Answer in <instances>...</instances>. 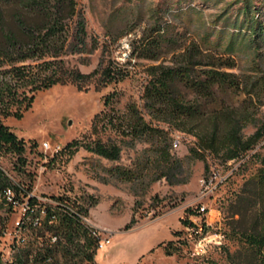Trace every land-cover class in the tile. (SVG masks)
<instances>
[{"label": "trees", "instance_id": "16d2710c", "mask_svg": "<svg viewBox=\"0 0 264 264\" xmlns=\"http://www.w3.org/2000/svg\"><path fill=\"white\" fill-rule=\"evenodd\" d=\"M241 1L239 10L247 29L242 34L232 33L225 50L235 53L249 49L258 56L264 47L261 9L254 0ZM173 4L166 1L156 12H170ZM119 19L117 16L116 21ZM106 28L110 30L109 26ZM162 31L151 34L133 56L161 60L170 52L166 49L175 44ZM221 39L220 33L215 46H222ZM101 48L99 39L90 36L81 0H0V160L4 155L15 154L19 165L25 166L26 142L4 120L21 117L39 92L58 84H75L85 89L97 75L101 87L126 78L116 68L104 66V60L89 75L69 60L77 57L79 64L88 66L91 56ZM178 58L181 60L173 65L148 68L139 98L130 100L124 111L116 108L122 93L105 95V110L94 117L88 141L75 140L55 155L67 153L72 157L83 148L112 163L95 168L94 178L99 183L130 184L135 196L146 195L161 181L169 186L190 183L200 162L207 177L211 163L226 166L232 160L246 158L264 141V114H260L264 102L258 106L253 101L254 96H259L258 87L235 73L222 71L223 67H235V62L209 55L196 44ZM236 94L247 97L241 104L226 103L222 97ZM248 127L254 130L250 135L245 134ZM182 136L192 140L184 157L174 148L177 140L181 144ZM124 152L135 153L128 164H120ZM252 157L259 159L260 167L229 207L230 228L240 247L227 253L226 262L187 264H264V152ZM30 191L13 181L0 166V206L27 208L22 210L19 226L28 235L16 240L17 252L10 264H98L100 238L88 224L90 210L98 201L61 194L43 203ZM135 224L133 217L126 230ZM184 234L176 233L179 241L162 242L158 247L166 256L179 254Z\"/></svg>", "mask_w": 264, "mask_h": 264}, {"label": "rangeland", "instance_id": "374dc122", "mask_svg": "<svg viewBox=\"0 0 264 264\" xmlns=\"http://www.w3.org/2000/svg\"><path fill=\"white\" fill-rule=\"evenodd\" d=\"M166 1L169 0H81L90 36L99 39L102 48L91 56L92 62L88 66L79 64L77 57L69 60L86 75L96 71L104 60V66L116 68L126 78L118 84L101 87V78L97 75L85 89H79L75 84H58L39 92L21 117L4 120L26 142L24 167L19 165V157L15 154L4 155L0 160L1 168L13 181L31 190V194L43 203L49 197L61 194L82 201L90 198L98 201L88 217V224L100 238L96 255L98 264L226 262L227 253H234L240 247L230 228L229 207L247 179L260 167L259 159L252 156L264 152V141L246 158L232 160L226 166L211 163L212 170L207 177L200 162L194 168L190 183L169 186L165 181L157 182L144 196H135L133 187L127 183H99L94 178L95 168L99 165L109 167L112 163L100 160L83 148L72 157L67 153L55 155L75 140L88 141L94 117L105 110V95L115 91L122 93L116 108L124 111L130 100L139 98L148 68L173 65L181 60L178 55L192 44L200 46L209 55L235 62V67H223L222 71L252 81L259 92L253 101L258 106L264 102V47L259 49L258 56L249 49L235 53L225 50L232 33L242 34L247 29L239 10L243 1L170 0L174 2L171 11L157 13L158 7ZM254 1L261 9L259 19L264 24V0ZM117 16L120 17L118 21ZM159 29L175 43L166 49L170 52L159 61L133 56L136 48L151 34H158ZM220 33L223 37L221 47L215 46ZM113 40L117 41L113 43ZM175 49L177 51H173ZM222 97L226 103L241 104L247 95ZM261 113L264 114V106H261ZM253 131L248 127L245 134L250 135ZM191 141L188 136L181 137V144L175 150L180 157L188 153ZM45 142L49 143L50 149L44 147ZM124 153L120 164H128L135 157L133 152ZM202 206L206 207L205 215L198 212ZM21 216L20 206L15 209L4 204L0 206V264H10L14 260L16 240L28 235L20 229ZM133 217L137 224L126 230ZM187 228L200 234L186 239ZM176 233L184 234L180 241L182 250L179 254L166 256L163 248L158 246L162 242L179 241ZM109 238L111 243L104 249L103 240Z\"/></svg>", "mask_w": 264, "mask_h": 264}, {"label": "built area", "instance_id": "2783aa9c", "mask_svg": "<svg viewBox=\"0 0 264 264\" xmlns=\"http://www.w3.org/2000/svg\"><path fill=\"white\" fill-rule=\"evenodd\" d=\"M179 146H180V141L177 140L176 143L174 144V148L175 149H178ZM44 147H46L47 149H50L49 143L48 142H45L44 143ZM56 152H58V151H56ZM8 194L11 195V191H9ZM20 209H22L23 211H26L27 210V208H25V206H20ZM206 211H207L206 210V207L205 206H202V208H200L198 212L201 215L202 214L205 215L206 214ZM199 234H200V232H197L195 229L192 230V229L187 228V237H189V238L192 239L194 236L196 237ZM110 243H111V239L110 238L103 240V247H104V249L106 248V246H109Z\"/></svg>", "mask_w": 264, "mask_h": 264}, {"label": "bare ground", "instance_id": "6f19581e", "mask_svg": "<svg viewBox=\"0 0 264 264\" xmlns=\"http://www.w3.org/2000/svg\"><path fill=\"white\" fill-rule=\"evenodd\" d=\"M45 148H46V147H45ZM46 149H47V148H46ZM100 245H101V244H99V248H100Z\"/></svg>", "mask_w": 264, "mask_h": 264}]
</instances>
